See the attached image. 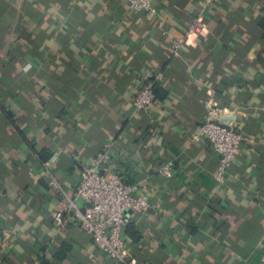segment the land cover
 <instances>
[{
    "label": "crops",
    "instance_id": "0c3cea01",
    "mask_svg": "<svg viewBox=\"0 0 264 264\" xmlns=\"http://www.w3.org/2000/svg\"><path fill=\"white\" fill-rule=\"evenodd\" d=\"M152 1L157 15L125 0H0V264H120L52 220L107 145L105 166L150 203L129 212L133 264H264V0ZM195 19L206 31L174 52ZM158 71L156 101L136 113ZM209 99L244 138L222 187L211 144L191 138Z\"/></svg>",
    "mask_w": 264,
    "mask_h": 264
},
{
    "label": "built area",
    "instance_id": "2783aa9c",
    "mask_svg": "<svg viewBox=\"0 0 264 264\" xmlns=\"http://www.w3.org/2000/svg\"><path fill=\"white\" fill-rule=\"evenodd\" d=\"M125 1L131 11L157 15L152 0ZM218 1L203 0L204 9L213 8ZM205 31L201 20H193L187 26L184 37L174 39L173 51H177L185 38L199 36ZM164 80L165 74L158 71L143 84L133 100L136 113H145L150 109L155 102L154 84ZM205 108L203 120L191 138H204L211 144L217 154L214 179L217 186L222 187L244 138L236 128L223 120L228 112L226 109L214 107L211 99L205 102ZM108 148L109 145L93 159L91 166L82 168L81 180L75 190L61 193L62 197L52 214V220L58 228L69 225L79 227L89 236L93 246L108 259L120 264H133L125 249L129 212H146L150 209V203L145 195L137 194V184L127 183L121 173L105 166ZM172 169V163L167 162L161 166L159 174L168 178ZM48 186L60 190L53 178L49 180ZM77 200L82 202L81 207ZM262 248L264 250V242Z\"/></svg>",
    "mask_w": 264,
    "mask_h": 264
},
{
    "label": "trees",
    "instance_id": "16d2710c",
    "mask_svg": "<svg viewBox=\"0 0 264 264\" xmlns=\"http://www.w3.org/2000/svg\"><path fill=\"white\" fill-rule=\"evenodd\" d=\"M160 83H161V82H158V83H155V84H154V88H153V90H154V94H155V101H156V99H157V94H158V91H159V89H160Z\"/></svg>",
    "mask_w": 264,
    "mask_h": 264
},
{
    "label": "water",
    "instance_id": "95a60500",
    "mask_svg": "<svg viewBox=\"0 0 264 264\" xmlns=\"http://www.w3.org/2000/svg\"><path fill=\"white\" fill-rule=\"evenodd\" d=\"M223 120H224L225 122H228L230 119H229L228 117H224ZM77 204L81 207L82 202H81L80 200H77Z\"/></svg>",
    "mask_w": 264,
    "mask_h": 264
}]
</instances>
